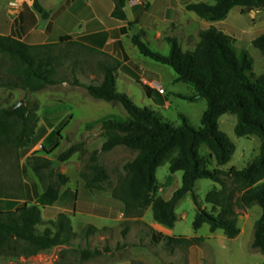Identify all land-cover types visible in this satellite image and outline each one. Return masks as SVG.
<instances>
[{
  "label": "trees",
  "instance_id": "obj_1",
  "mask_svg": "<svg viewBox=\"0 0 264 264\" xmlns=\"http://www.w3.org/2000/svg\"><path fill=\"white\" fill-rule=\"evenodd\" d=\"M114 1L113 16L126 21V0ZM34 7L43 17L48 16L37 0ZM236 8L249 13L264 8V0L187 3L186 9L205 23L194 50H184L176 37L167 36L165 41L170 46V53L166 56L153 51L143 41V32L132 37L133 45L142 56L170 66L177 73V82L195 89L194 96H180L182 99L206 100L201 127L189 124L183 115V125L175 126L154 110L137 106L130 96L118 91L114 63L100 64L103 80L99 85H85L75 79V86L85 87L92 98L121 104L129 115L127 119L102 120L105 141L99 150L92 152L86 171L81 173V186L75 193V213L115 218L122 211L128 217H134L151 209L157 223L173 228L178 221L176 207L179 201L193 193L198 180L208 179L221 188H213L206 196L212 212L202 209L194 197L198 208L194 230L208 224L211 233L221 230L227 238L235 239L240 235L237 209L259 206L262 214L255 223L252 247L264 256V73L256 76L248 52L243 50L237 54L231 36L217 28V25L225 24ZM71 41V36L61 39V43ZM252 45L264 54V33L254 38ZM57 46H33L12 36L0 35V89L38 93L58 85L61 82L58 78L59 58L54 53ZM143 87L152 97V90ZM18 105L6 108L0 105V147L27 148L35 135L38 123L35 111ZM226 114L237 117L234 128L237 137L257 136L261 140L260 153L243 169H221L231 162L236 151V145L219 128V120ZM118 147H125L136 156L124 166V175L111 197L103 199L101 195L111 176L100 157ZM203 147L208 154L202 153ZM76 153H84V143L72 145L59 155L58 160L67 162ZM167 161L172 174L183 173L182 187L169 200L158 195L157 180L158 169ZM51 165L50 160L37 158L33 168L38 175L45 170L50 177L56 176L62 184L67 183L68 177L52 171ZM59 200L60 188L55 183H49L33 203L20 204L0 196V264L34 257L72 242L76 232L72 228L71 214L56 209ZM81 201H85L82 207ZM45 217L49 219L48 226L40 230ZM100 232L89 225L83 237L88 239ZM159 237L170 248L189 249L204 241L202 237H165L161 234ZM98 254L87 250L82 258L87 260Z\"/></svg>",
  "mask_w": 264,
  "mask_h": 264
},
{
  "label": "rangeland",
  "instance_id": "obj_2",
  "mask_svg": "<svg viewBox=\"0 0 264 264\" xmlns=\"http://www.w3.org/2000/svg\"><path fill=\"white\" fill-rule=\"evenodd\" d=\"M199 1L213 3V0H185V3ZM141 10L143 11V9ZM176 16L177 19L187 17L179 14ZM186 21L188 22L186 26L173 28V36L179 40L184 50H194L200 42L199 35L204 28V24L189 19ZM217 28L231 36L237 54H240L243 50L248 52L253 60L252 72L256 76L264 73V54L252 45L254 38L264 33V8L249 13L236 8L229 14L225 24L217 25ZM154 34L155 30L148 31L150 42L148 40L143 41L153 51L162 55H169V44L166 45V48L161 47L154 40ZM54 53L59 58L58 78L61 82L58 85L38 93L0 89V105L3 108L13 106L24 100L22 106L34 110L38 117L35 135L27 148L15 149L10 145L0 147V196L17 200L20 204L33 203L36 197L45 191L49 183H55L60 188V200L56 209L71 214L72 228L76 232V236L68 245L56 247L47 253L34 257H22L16 261H7L4 264H112L121 259L132 257L134 254L132 247H135L138 244L137 240L140 239L144 261L139 264H185L183 262L187 261V250L190 248L175 247L177 249L174 251V248L171 249L164 242L155 243L151 239L152 231L145 221L138 223L115 221L110 225L103 226L100 233L91 235L88 239L83 237V232L89 226V223L101 224L104 220L95 216H88L86 213L77 217L73 210L76 204L75 193L82 182L81 173L86 171L92 152L99 150L105 141L101 129L102 120L108 118L127 119L129 115L121 104L106 103L94 99L88 94L85 87L75 86L74 81L77 79L75 68L79 67L78 61H75V59L85 58L88 60L89 55L86 51L79 50L73 44H63L58 45ZM129 53L134 58L146 60L147 64L154 65L159 73L157 78L143 76L139 82L132 81L129 83L127 95L131 97L135 104L139 107H148L154 110L163 120L175 126L183 125L181 117L183 115L189 124L201 127V118L207 107L206 100L200 99L192 102L182 99L180 96H194L196 91L190 85L177 82V73L170 66L145 58L132 45L129 47ZM87 79H89L88 76ZM86 80L84 81L89 84L97 85L103 80V75L102 77L98 76L91 82ZM143 85L153 90V97L147 95ZM155 86L162 87L164 93H159ZM124 89L120 81L118 91L125 93ZM236 123L237 117L232 114H226L219 120L220 130L227 134L236 145L233 159L223 167L225 171L231 168L243 169L260 153L261 140L257 136L237 137L234 132ZM49 132L50 135L43 140ZM81 142L84 143V153H76L64 163L58 160L61 153L72 145ZM201 151L203 154H208L205 147ZM135 156L136 153L125 147H118L111 152L101 154L100 162L111 176L105 184V191L101 195L103 199L104 197H111L120 177L124 175V166L132 161ZM37 158L50 160L52 163L51 170L66 175L68 177L67 183L62 184L56 176L50 177L48 171L45 170L41 175H38L33 168ZM54 162H59V166L53 168ZM169 166L170 162L167 161L157 171L159 188L166 187L165 193L162 194V197L166 200L171 199L173 194L182 187L183 178L182 172L172 174ZM214 186H217V184L211 180H198L193 193L187 194L179 202L176 213L186 216L180 218L176 223V235L204 238L200 245L191 247L193 250V264L199 261L200 253L203 254L204 258L201 260L202 264H257L254 260L255 256L263 259L264 256L259 251L252 249L253 234L249 237L247 228L244 235L236 240L227 238L223 231H219V233L225 237V240L219 238L207 239L211 236L208 224H205L198 231L194 230L193 222L198 212L194 197H196L202 209L212 212V206L206 203V196ZM84 203L85 201H81L79 203L80 207ZM256 208L261 213V208L259 206H256ZM237 212L239 216L244 217V219H241L244 230L243 222L247 217L245 215L248 214L249 217L255 219L254 225L260 217L259 212L257 213L255 209H251L249 212L246 209H237ZM142 215L145 217L147 210ZM148 218H153L152 211L149 212ZM44 220L40 230H44L48 226L49 219L45 217ZM105 221L107 222V220ZM125 246H129V248L126 249ZM87 250L97 251L100 254L84 260L82 254ZM151 255L156 256V260L153 262L150 260Z\"/></svg>",
  "mask_w": 264,
  "mask_h": 264
},
{
  "label": "crops",
  "instance_id": "obj_3",
  "mask_svg": "<svg viewBox=\"0 0 264 264\" xmlns=\"http://www.w3.org/2000/svg\"><path fill=\"white\" fill-rule=\"evenodd\" d=\"M37 1L48 13L46 18L35 9V0H0V35L12 36L33 46L53 44L61 46L63 44H73L79 50L86 51L89 55L87 58L88 60L85 58L75 59V61H78L77 64L79 65L78 68H75V76L83 84H89L84 81L87 76L89 79L86 81L90 82L94 81L98 76L102 77V72L99 69L101 63H114L117 66V89L121 81L126 94L128 93V85L132 81L139 82L140 78L143 76L149 78H157V76H159L154 65L147 64L146 60L134 58L129 53V47L131 45L135 47L132 43V37L134 35L143 32L144 35L142 39L150 42L148 31L155 30L154 40L159 43L161 47L166 48L168 43L165 41V37L173 36V28L182 25L186 26V24H188L186 21L187 19L205 25L204 21L199 16H195V13L194 15L193 12L186 9L185 0H126L124 7V12L127 16L126 21L113 16L116 7L114 0ZM11 4H15L16 6H12ZM141 9H143L144 12ZM177 14L187 17L185 19H181L180 17V20L177 19ZM129 24H134V26ZM65 36L72 37L71 43H61V39ZM101 82L102 80L97 83V85L101 84ZM23 92L26 93L25 91ZM21 101L24 102V100ZM49 135L50 132L44 136L43 140ZM221 169L223 170V167H221ZM215 187L218 189L221 188L218 184L214 186V188ZM165 191L166 187H161L158 195L162 196ZM251 209H255L257 213L259 212L256 206L247 208L246 211L249 212ZM150 211L152 210H147V215L145 217L144 215L128 217L122 211H119L115 218L87 214L88 216H95L96 218L104 220L101 224L89 223L88 225H92L100 230L103 226L110 225V223L115 221H126L130 223L145 221L152 231L151 239H153L155 243H162L159 234L165 237H180V235H176V226L169 228L157 223L154 218H152L153 220L149 219L148 214ZM82 214L85 213L76 212L77 217ZM259 214L261 217L262 210ZM177 216L179 220L186 215H179L177 213ZM245 216H247L243 222L245 230L243 229L241 220L242 218L244 219V217L239 216L238 227L240 228V235L233 240L244 235L246 228L249 237L252 234L254 235L255 219L249 217L248 214ZM105 220H107V222ZM219 231L221 230L211 233L210 238L207 239L219 238L225 240V237L222 236ZM137 243L135 247H132L134 251L132 257L121 259L112 264H139L143 262L141 239L137 240ZM125 247L126 249L129 248V246ZM173 248L174 251H176L177 248ZM253 250L258 251L257 249ZM255 253L257 254L258 252ZM202 259H204L203 254L200 253L199 261L201 263L196 261L195 264H202ZM150 260L153 262L156 260V256L153 257V255H151ZM254 260L257 264H264V259L262 257L256 258L255 256ZM183 263L193 264L192 248L187 250V261L185 260Z\"/></svg>",
  "mask_w": 264,
  "mask_h": 264
},
{
  "label": "built area",
  "instance_id": "obj_4",
  "mask_svg": "<svg viewBox=\"0 0 264 264\" xmlns=\"http://www.w3.org/2000/svg\"><path fill=\"white\" fill-rule=\"evenodd\" d=\"M12 6H16L15 4H11ZM156 87V89H157V91L159 92V93H164V90H163V88L162 87H160V86H155Z\"/></svg>",
  "mask_w": 264,
  "mask_h": 264
},
{
  "label": "water",
  "instance_id": "obj_5",
  "mask_svg": "<svg viewBox=\"0 0 264 264\" xmlns=\"http://www.w3.org/2000/svg\"><path fill=\"white\" fill-rule=\"evenodd\" d=\"M23 101H21L20 103H19V107H21L22 105H23ZM57 166H59V162H54V164H53V168H56Z\"/></svg>",
  "mask_w": 264,
  "mask_h": 264
}]
</instances>
